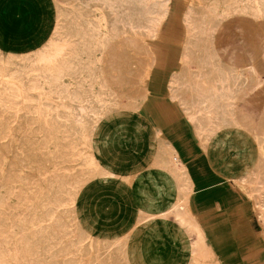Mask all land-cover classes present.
Segmentation results:
<instances>
[{
    "label": "crops",
    "instance_id": "crops-1",
    "mask_svg": "<svg viewBox=\"0 0 264 264\" xmlns=\"http://www.w3.org/2000/svg\"><path fill=\"white\" fill-rule=\"evenodd\" d=\"M59 1L61 0H0V50L9 55L12 53L22 56L34 53L51 42V35H54L59 20H66L57 14ZM193 2L194 0H168L167 13L153 36H131L134 40L143 41L144 53L140 52L139 57L149 66L142 83L143 89H146L144 100L139 111L127 115L126 121L121 120L128 124L129 131L122 123H117L110 139L100 137L102 153H106L107 148L115 142L121 144H115L112 147L114 151L111 149L109 152H113V160L106 159L109 154L102 155V160L109 165V168H106L107 165L103 167L104 172L111 176L108 180H102L101 184L113 187L107 195L100 198L104 200V205H99L101 201L97 200L99 208L89 218L97 215L95 224L98 226L105 222L100 229L104 233L114 230L115 233L123 234L135 226L140 211L146 216H154L139 225L131 238L129 252L132 264H202L206 244L211 247L220 264H250L264 251L262 237L247 233V228L231 229V214L241 206L237 203L239 196L236 197L233 186L240 189L236 180L251 172L258 160L259 147L255 136L243 127L223 125L222 128L209 132L203 141L201 133L192 124L191 116L185 112L181 97L176 91H172L175 74L185 66L189 40L185 17ZM252 15L253 13L246 12L234 13L222 19L213 33L211 46L216 57L225 66L241 69L253 66L264 77V19ZM169 20L172 22H168ZM167 23L169 26L164 30L163 26ZM234 24L239 26L233 29ZM251 30H257L260 42L257 50L247 43ZM66 40V46L70 45L67 38ZM161 40L165 44L172 43L170 49L175 51L176 48L178 57L167 81L164 85L161 82V88L166 90L167 95L156 100L151 94L149 83L158 66L165 75L166 67L158 61L153 46L154 42ZM228 41L242 43H236V47L232 48L233 45L230 46ZM129 49L133 57L137 56L133 48ZM200 53L197 50L196 55ZM253 57L257 59L251 60ZM238 105L247 114L259 118L264 109V86ZM185 119L196 138L195 150L200 153L198 161L186 159L185 146L181 143L176 146L167 137L172 125ZM138 122L145 125L143 133V126L138 125ZM157 134L178 153L189 174L193 188L187 207L192 218L169 212L171 205L178 199V188L172 176L150 160ZM124 141L127 143H122ZM121 146H126L128 150L126 161L120 151L117 153L115 150ZM237 150L241 152V156ZM239 208L238 213L241 215L251 211L256 213L252 201L251 205Z\"/></svg>",
    "mask_w": 264,
    "mask_h": 264
},
{
    "label": "rangeland",
    "instance_id": "rangeland-1",
    "mask_svg": "<svg viewBox=\"0 0 264 264\" xmlns=\"http://www.w3.org/2000/svg\"><path fill=\"white\" fill-rule=\"evenodd\" d=\"M158 1L148 0L154 6ZM162 1L168 10V0ZM60 4L62 7L66 5L64 2ZM63 24L65 20H59L56 30H60ZM167 26L168 23L163 29ZM238 26L234 24L232 27L234 29ZM249 35L248 45L257 50L260 43L257 30H251ZM65 37L70 43L68 46ZM228 43L235 48L236 43L242 41ZM171 45L162 40L153 45L158 61L166 67L164 75L161 73L163 69L158 66L149 83L151 94L156 100L167 95L166 90L161 88V82L164 85L177 63L178 51L176 48L175 51L171 50ZM73 46L72 39L61 34L34 53L17 56L0 50V264H130L106 259L108 255L101 251L94 252L95 247L102 246L101 240H96L94 234L103 232L100 229L105 222L98 226L95 224L97 215L91 219L89 216L98 210L97 200L107 195L113 186L101 184L102 180H108L110 176L103 171L105 168H99L95 163V151L89 148L83 134L68 127V120L61 117L60 109L74 103L72 93L78 89L85 94L87 106H90L93 99L99 100L105 95L107 97L104 100L111 101V87L100 82L90 87L91 80L87 75L84 74V79L74 80L67 72L61 82L55 84L52 81V78H57L56 71L68 63L67 54ZM139 56L140 52L137 57L141 58ZM255 59L257 57L251 58ZM129 67L132 70L128 74L133 77L136 66L129 64ZM127 68L124 63L122 71ZM112 77H116V74ZM137 85L133 81L130 86L121 85V89L126 93L129 89H136ZM101 87L103 93L98 92ZM91 89L93 93L89 95ZM139 109L140 106L136 110L122 108L118 113L97 114L100 123L98 137L110 139L117 123L127 128L128 124L124 122L127 115ZM137 124L143 126V133L145 125ZM134 127L135 124L132 129ZM167 137L176 146L178 143L185 146L186 159H200L199 151L195 150L196 138L186 119L174 123ZM114 145H110L108 151L101 155L109 154L111 149L114 151ZM115 150L117 153L120 151L126 161V146L116 147ZM112 154L106 159L113 160ZM61 182V190L55 191ZM238 186L245 195L236 185L233 186L236 197L239 196L237 203L247 207L252 201L256 213L251 211L241 215L238 213L241 209L239 206L231 214V229L247 228V233L251 232L264 240V223L258 215L259 210L250 194L242 185ZM100 201L99 205H104V200ZM105 208L107 211V206ZM72 209L79 211L80 218L90 224L91 235L81 234L76 220H72ZM256 263L264 264V251L250 264ZM202 264H210V260L204 256Z\"/></svg>",
    "mask_w": 264,
    "mask_h": 264
},
{
    "label": "bare ground",
    "instance_id": "bare-ground-1",
    "mask_svg": "<svg viewBox=\"0 0 264 264\" xmlns=\"http://www.w3.org/2000/svg\"><path fill=\"white\" fill-rule=\"evenodd\" d=\"M60 2H64L65 7H62ZM57 8V14L64 15L66 20L65 24L60 26L61 29L54 30V35L51 36L59 38L61 34H65L72 39L74 46L67 54L68 63L63 64V69L56 71L57 78H52V81L55 84L61 82L67 72L74 80L84 79L87 75L91 80L90 87H93L95 82L111 87V101L104 100L107 97L105 95L99 100L93 99L90 106H87L84 101L85 94L78 89L72 93L74 103L60 109L61 117L68 120V127L83 134L89 148L95 151V163L99 168H103L108 164L100 159L102 152L97 114L118 113L122 108L136 110L143 102L146 89H143L142 83L149 66L142 58L133 57L129 48H133L134 54L144 53V45L142 40H134L131 36H153L162 17L167 13V7L163 5L162 0L155 6L148 0H61ZM242 12L253 13L256 18L264 19V0H194L185 17L189 31L185 66L181 72L174 73L172 91H176L181 97L184 110L191 116L192 124L197 128V132L201 133L200 138L203 141L209 132L223 125L243 127L255 136L259 147L256 165L251 172L241 175L236 183L242 185L253 198L254 205L259 210L260 220L264 223V109L256 119L238 105L264 86V77L260 76L253 66L248 69L225 66L216 57L211 46L213 33L222 19ZM197 50L201 51L198 55ZM124 63L128 68L122 71ZM129 64L136 66L133 77L128 74L132 70ZM115 74L116 77H112ZM133 81L137 82L138 88L123 93L121 85L130 86ZM91 92L93 93L92 89L89 90V95ZM98 92L103 93L104 89L101 87ZM238 153L240 155L241 152ZM150 160L168 172L177 182L178 199L171 205L169 212L189 215L187 206L193 188L189 174L173 147L158 134L154 139ZM61 185L62 182L55 191H60ZM71 214L81 234L91 235L92 228L80 218V212L72 209ZM152 218L154 216H146L140 211L135 226L124 235L114 231L94 234L95 239L102 242L101 248L95 247L94 252L101 251L108 255L105 256L106 259L132 264L129 252L131 238L139 225ZM114 247L116 248L113 251H109ZM205 256L210 260V264H220L207 244Z\"/></svg>",
    "mask_w": 264,
    "mask_h": 264
}]
</instances>
